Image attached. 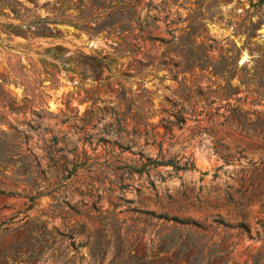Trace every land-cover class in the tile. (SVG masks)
<instances>
[{
    "label": "rangeland",
    "instance_id": "1",
    "mask_svg": "<svg viewBox=\"0 0 264 264\" xmlns=\"http://www.w3.org/2000/svg\"><path fill=\"white\" fill-rule=\"evenodd\" d=\"M0 264H264V0H0Z\"/></svg>",
    "mask_w": 264,
    "mask_h": 264
},
{
    "label": "trees",
    "instance_id": "2",
    "mask_svg": "<svg viewBox=\"0 0 264 264\" xmlns=\"http://www.w3.org/2000/svg\"><path fill=\"white\" fill-rule=\"evenodd\" d=\"M165 66H172L169 68V71L172 73V78L173 79H176L178 76L181 75V92H185L187 91V94L184 96V99H182L181 101H186V102H189L190 99H193L194 96L190 95L189 92H190V87H187L185 83V73L186 72H189V71H194L196 68H199L200 70L201 69H205V68H202L200 67L199 65L197 64H163ZM230 72H226V74H224L222 76L223 80L225 81V84L227 86L228 85V79L230 78ZM182 109V108H181ZM185 121V118L184 116L182 115V111H178L176 114H174V121L173 123L175 124H181ZM170 163V162H168ZM173 165V164H172ZM175 165H173L174 167Z\"/></svg>",
    "mask_w": 264,
    "mask_h": 264
}]
</instances>
